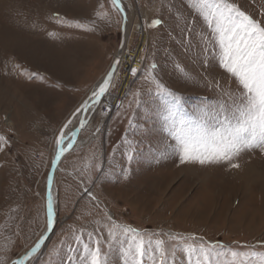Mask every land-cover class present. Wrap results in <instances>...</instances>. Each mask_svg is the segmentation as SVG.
Instances as JSON below:
<instances>
[{"label":"rangeland","instance_id":"rangeland-1","mask_svg":"<svg viewBox=\"0 0 264 264\" xmlns=\"http://www.w3.org/2000/svg\"><path fill=\"white\" fill-rule=\"evenodd\" d=\"M122 2L132 27L150 21L142 69L60 163L57 221L29 264H264V0ZM121 23L112 0H0V264L48 225L65 121L51 130L57 107L39 101H68L41 61L98 24L85 80L63 83L83 87L110 67Z\"/></svg>","mask_w":264,"mask_h":264},{"label":"crops","instance_id":"crops-1","mask_svg":"<svg viewBox=\"0 0 264 264\" xmlns=\"http://www.w3.org/2000/svg\"><path fill=\"white\" fill-rule=\"evenodd\" d=\"M97 25L98 24L85 25V26L81 27L78 30L79 34H77L75 36V39L72 42H70V44L68 42H66V43H68V45L73 47L75 49V51H77L76 53H70L69 56L67 55V53H62V55L59 58H57V56H55L53 59H52V57L47 56V57H45L44 60L41 61V64H42L41 66L43 67V68H41V70L54 73L55 77H56L55 79H57V81L60 83V84L52 85L53 87L51 88V97H55V99L57 98V100H59L58 102H61V100H64V102H65V100L68 101V104L64 105V108H62L61 111H60V108L58 109L59 105H58L57 101L53 102L54 105L52 103H48L46 101L45 102L43 101L42 103L39 101V104L44 105V109L50 110L53 107H57V111L55 113L56 117L54 118V123H57V124L54 127L51 126V130H53L55 127L56 128L59 127L61 122H63L64 119H66V117L74 109H76V107L78 105L81 104L83 99L88 95L89 90L97 83V81H99L101 76L106 72V70L108 68L106 66H105L106 68L104 66L103 67L101 66L98 69L97 74L95 76H92V78H90V81H88L83 87L79 88L78 85H76V81L83 80L84 78L81 79L83 77V75L85 73H88V69H89L88 63L90 62L89 60H91L93 62L95 54L92 55L91 51L94 48L95 41L97 42V39H95L93 37V33L96 30V29L94 30V28ZM61 57H63V59L61 60V62L59 64L58 62L60 60H58V59H60ZM107 60L108 59H106V61ZM92 62H90V64ZM50 64H52V65H50ZM94 71H95V69H94ZM73 80H76L73 84V86H74V87H72L73 89H71V87L69 85L67 86V85L63 84L64 82H68V81L70 82ZM46 93L47 92L43 91V95ZM40 116H42V115H40ZM44 116H46V114L41 117V119L44 118V121L47 119H50V118L44 117Z\"/></svg>","mask_w":264,"mask_h":264},{"label":"water","instance_id":"water-1","mask_svg":"<svg viewBox=\"0 0 264 264\" xmlns=\"http://www.w3.org/2000/svg\"><path fill=\"white\" fill-rule=\"evenodd\" d=\"M114 5L119 9L122 15V23H121V42L118 47V50L115 54V57L113 58L112 64L110 68L106 71L105 75L101 78L99 82H97L86 98L81 102V104L76 108L74 113L69 117V119L65 122V124L62 126L59 134H58V147L55 156L53 157L48 176H47V184H46V194H45V209L47 214V220H48V229L45 231V233L38 239V241L35 242L34 245H32L26 252H24L19 258H18V264H26L28 259L39 249L41 246L47 241L50 234L53 231L54 228V213H53V204H52V196H51V189L53 186V182L55 179V173L59 166V163L63 157V155L72 149L75 144L78 141V136L81 132V130L88 125L89 119L88 116L86 117L87 109L90 104H93V102H100L103 94L106 92L108 87L110 86L112 77L114 75L115 69L119 63V58L121 56L123 45H124V39H125V32H126V21H127V14L124 9V6L121 2V0H112ZM81 112V116L79 119V122L75 129L72 132V136L69 139L66 146L63 147V132L65 128L68 126V124L71 122V120L74 118L75 114L77 112ZM65 140V139H64Z\"/></svg>","mask_w":264,"mask_h":264},{"label":"bare ground","instance_id":"bare-ground-1","mask_svg":"<svg viewBox=\"0 0 264 264\" xmlns=\"http://www.w3.org/2000/svg\"><path fill=\"white\" fill-rule=\"evenodd\" d=\"M121 2H122V0H121ZM122 4H123V2H122ZM124 6V5H123ZM124 9H125V7H124ZM125 11H126V14H127V21H126V32H125V39H124V45H123V50H122V57L120 56V58H119V63H118V65H117V67H116V69H115V72H114V75H113V77H112V80H111V85H112V83H113V81H115V78H116V76H117V73H118V69H119V66L121 67L122 65V67L124 68V71L122 72V74H121V87L118 89V91L115 93V94H113V95H110V96H108V98L110 99V101L112 102H115L118 98V96H122V95H124L125 94V89L126 88H128V86H129V83H130V81H131V79H132V77H133V70L135 69V71L136 70H138L137 72H139V70H141L142 68V65L143 64H141V62H140V59H141V57H140V54H139V52H141L142 50L140 49L141 48V44H146V42H148V44H149V42H150V38H151V36L149 35V22L150 21H148V19H143L142 20V22L141 21H139V23H137V26H136V24L134 25L135 26V28L134 27H132V24H131V16H130V14H129V11L127 12V10L125 9ZM138 26H139V30L137 29L138 28ZM131 31H135V32H138V34H139V40H140V42L138 41V46H137V49L135 48V49H133L132 51H130V47H129V45H130V35H131ZM126 49L128 50V51H130L129 52V54H126ZM118 50V49H117ZM112 64V63H111ZM111 64H110V66H111ZM110 68V67H109ZM108 68V69H109ZM141 68V69H140ZM105 75V74H104ZM119 75V74H118ZM115 77V78H114ZM102 78V77H101ZM101 78L99 79V81L101 80ZM99 81H97V82H99ZM110 85V86H111ZM114 86V85H113ZM109 88V87H108ZM91 90V89H90ZM90 90H89V92H90ZM105 94V93H104ZM86 98V97H85ZM84 98V99H85ZM107 98V93L102 97V99H101V101L100 102H93V104H90L89 106H88V109H87V113H86V117L88 116V119H89V122H88V125L95 119V117L97 116V112H98V110H99V105L101 104V103H103L104 102V100ZM83 99V100H84ZM79 106V105H78ZM77 106V107H78ZM74 111H75V109L68 115V117L66 118V120L71 116V114H73L74 113ZM81 112L82 111H79V112H77V114H75V116H74V118L71 120V122L68 124V126L65 128V130H64V132H63V147L64 146H66L67 145V143H68V141H69V139L71 138V136H72V132H73V130L75 129V127L77 126V124H78V122H79V119H80V116H81ZM66 120H64L65 122H66ZM108 120V119H107ZM65 122H64V124H65ZM63 126V125H62ZM86 127V126H85ZM84 127V128H85ZM83 128V129H84ZM82 129V130H83ZM81 130V131H82ZM107 132V131H106ZM80 134H81V132H80ZM80 134H79V136H78V141H77V143L75 144V146L73 147V148H75L77 145H79L81 142H82V138L80 137ZM65 139V140H64ZM58 142H59V140H58ZM58 145V144H57ZM58 147V146H57ZM72 148V149H73ZM71 150V149H70ZM69 150V151H70ZM69 151H67L64 155H63V157H62V159H61V161H60V163L63 161V159L65 158V156H66V154L69 152ZM56 154V153H55ZM55 156V155H54ZM60 163H59V166H58V168H57V170H56V173L58 172V170H59V168L61 167V165H60ZM56 173H55V176H56ZM55 182H56V180L54 179V182H53V186H52V189H51V196H52V204H53V213H54V227H55V222L57 221V217L55 216V205H56V201H57V197H56V184H55ZM89 192V190L87 189L86 190V193H88ZM48 229V225H47V227H46V229H45V231ZM53 230H54V228H53ZM45 231L43 232V234L45 233ZM52 233H53V231H52ZM52 233L50 234V236L52 235ZM42 234V235H43ZM41 235V236H42ZM50 236H49V238H50ZM49 238L47 239V241L49 240ZM46 241V242H47ZM46 242L41 246V248L46 244ZM35 244V243H34ZM33 244V245H34ZM41 248H39L29 259H28V261L26 262V264H29L30 263V261L34 258V256L37 254V252L41 249ZM14 264H18V259L15 261V263Z\"/></svg>","mask_w":264,"mask_h":264},{"label":"built area","instance_id":"built-area-1","mask_svg":"<svg viewBox=\"0 0 264 264\" xmlns=\"http://www.w3.org/2000/svg\"><path fill=\"white\" fill-rule=\"evenodd\" d=\"M143 19H140V21L142 22ZM137 21L139 23V20H137ZM137 29L139 30V26H138ZM131 32L132 33L130 35V38L132 39V37H133L134 40H135V46H134L133 49H135V48L137 49V46L139 45L138 41L140 42V40L138 38L140 36H139L138 32H134V31H131ZM148 45H149L148 42H146V44H141V48L140 49L142 51L139 52L140 57H141V59H140L141 64L144 63V57L146 56V54L148 52ZM133 49H131L130 51H132ZM130 51H128L126 49V54H129ZM121 57H122V54H121ZM122 71H124V68L119 66L118 73H117L118 78H119L118 74H120V72H122ZM133 71H134L133 72V77H132V79H131V81L129 83L128 88L125 89V94L122 95V96H118L117 97L118 99L115 102H113V101L111 102L110 99L108 98V96H110L111 94L113 95V94H115L118 91V88L121 87V80H120L119 85L117 87H116L117 82L115 84V81H113L112 85L110 84L111 86H109V88L106 90L105 94L107 93V98L104 100V102H103L104 105L102 106V109L100 110V113L103 115V121H102L103 123L104 122L108 123L109 119L112 118L113 115L121 108V106L123 104V100H124L127 92L130 90V88H131V86L133 84V81L135 80V75L137 74L138 70L135 71V69H134ZM117 76H116V78H117ZM116 78H115V80H116ZM116 81H118V79ZM105 94H103V96ZM103 103H101V104H103Z\"/></svg>","mask_w":264,"mask_h":264}]
</instances>
